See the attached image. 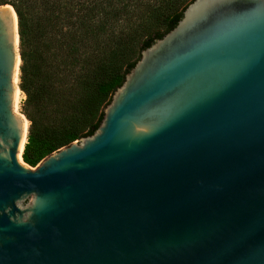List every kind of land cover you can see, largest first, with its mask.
I'll list each match as a JSON object with an SVG mask.
<instances>
[{"label": "water", "instance_id": "obj_1", "mask_svg": "<svg viewBox=\"0 0 264 264\" xmlns=\"http://www.w3.org/2000/svg\"><path fill=\"white\" fill-rule=\"evenodd\" d=\"M17 42L0 6V264H264V0H194L34 169Z\"/></svg>", "mask_w": 264, "mask_h": 264}, {"label": "trees", "instance_id": "obj_2", "mask_svg": "<svg viewBox=\"0 0 264 264\" xmlns=\"http://www.w3.org/2000/svg\"><path fill=\"white\" fill-rule=\"evenodd\" d=\"M194 0H0L18 25L22 162L87 137L141 51L171 31Z\"/></svg>", "mask_w": 264, "mask_h": 264}, {"label": "rangeland", "instance_id": "obj_3", "mask_svg": "<svg viewBox=\"0 0 264 264\" xmlns=\"http://www.w3.org/2000/svg\"><path fill=\"white\" fill-rule=\"evenodd\" d=\"M187 1H190V0H187ZM17 47H18V42H17ZM19 64H21V62H20ZM19 64H18V65H19ZM18 67H20V65L17 66V73H16V77H15V86H16V89L19 90V96H18V99H17V101H16V103H15V105H14V111H15V114L23 116L22 113H21V105H22L23 100L25 99V96H24V94L20 91L19 86H18V85H19V71H18ZM23 117H24V116H23ZM24 118H25V117H24ZM25 121H27L26 118H25ZM27 122H28V121H27ZM28 126H29V124H28ZM19 162L22 163L21 153L19 154ZM30 168H31V167H30ZM34 168H35V167H34ZM34 168H31V169H34Z\"/></svg>", "mask_w": 264, "mask_h": 264}, {"label": "bare ground", "instance_id": "obj_4", "mask_svg": "<svg viewBox=\"0 0 264 264\" xmlns=\"http://www.w3.org/2000/svg\"><path fill=\"white\" fill-rule=\"evenodd\" d=\"M18 96H19V90L16 89V92H15V103H16V101H17V99H18ZM14 105H15V104H14ZM25 127H28V122H27V121H25Z\"/></svg>", "mask_w": 264, "mask_h": 264}]
</instances>
